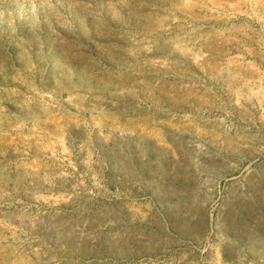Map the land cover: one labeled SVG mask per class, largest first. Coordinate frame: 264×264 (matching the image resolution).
Instances as JSON below:
<instances>
[{
    "label": "rangeland",
    "instance_id": "obj_1",
    "mask_svg": "<svg viewBox=\"0 0 264 264\" xmlns=\"http://www.w3.org/2000/svg\"><path fill=\"white\" fill-rule=\"evenodd\" d=\"M0 264H264V0H0Z\"/></svg>",
    "mask_w": 264,
    "mask_h": 264
}]
</instances>
